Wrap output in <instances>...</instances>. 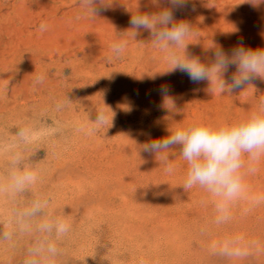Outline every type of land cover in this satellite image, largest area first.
<instances>
[{"label": "rangeland", "instance_id": "1", "mask_svg": "<svg viewBox=\"0 0 264 264\" xmlns=\"http://www.w3.org/2000/svg\"><path fill=\"white\" fill-rule=\"evenodd\" d=\"M105 2L111 7L92 19L87 0H0V264H264V202H251L264 195V160L218 222L216 197L183 189L178 150L172 174L139 153L168 127L247 115L264 97V80L219 94L178 71L161 75L168 50L143 29L131 38L129 21L170 5ZM244 2L196 0L195 10L176 12L174 22L197 34L188 52L210 63L215 45L264 48V4ZM123 42V53L112 49ZM164 85L175 107L158 92ZM101 113L108 124L89 131ZM25 172L36 180L14 187ZM61 222L67 233L57 231ZM226 243L248 255L228 256Z\"/></svg>", "mask_w": 264, "mask_h": 264}, {"label": "clouds", "instance_id": "2", "mask_svg": "<svg viewBox=\"0 0 264 264\" xmlns=\"http://www.w3.org/2000/svg\"><path fill=\"white\" fill-rule=\"evenodd\" d=\"M87 3L92 19L111 7L105 0H87ZM162 3L170 6L160 8ZM244 3L258 7L264 4V0H245ZM152 4L160 10L139 11L131 16L129 24L133 31L130 36L135 39L139 30H146L155 42L160 43L164 50H168L164 59L169 67L161 72V75L178 71L187 75L194 84L207 82L208 89L219 94H233L248 86L254 88L255 80H264V48L252 49L239 44L230 52H225L215 45L208 49L212 57L210 63H202L199 57L188 52V38L196 37L197 34L190 23L174 21L176 12L189 7L195 10L196 0H152ZM46 30L47 25L42 23L40 31ZM126 47L127 42L112 45V49L118 54L123 53ZM233 68L234 72L231 71ZM44 80L45 75L41 73L36 76L34 83L43 84ZM158 92L165 102L170 101L175 107L173 100L168 96L167 85L161 86ZM96 123L98 127L89 128V131H97L107 125L108 116L101 113L97 116ZM167 133L164 137L150 139L140 145L139 153L155 156L163 171L172 174V158L176 155L173 150H178L187 164L183 189H207L217 198L218 222L229 219L230 204L245 196L248 191L246 176L255 173L257 165L264 160V97L259 100L253 111L238 120L215 124L193 120L186 125L168 127ZM21 135L25 133L22 131ZM35 180V173L17 174L13 177V186L19 188L26 182ZM251 202L258 206L264 202V195L252 196ZM69 230L70 225L67 222H61L57 229L59 233H67ZM223 250L230 257L243 258L248 255L247 248H229L227 243ZM48 251L55 254L57 249L55 245H50ZM26 264L36 262L26 261Z\"/></svg>", "mask_w": 264, "mask_h": 264}]
</instances>
